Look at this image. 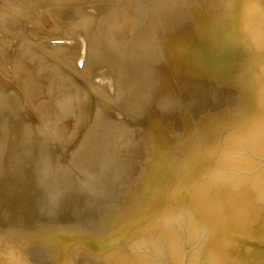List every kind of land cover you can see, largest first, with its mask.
<instances>
[{"label": "water", "instance_id": "95a60500", "mask_svg": "<svg viewBox=\"0 0 264 264\" xmlns=\"http://www.w3.org/2000/svg\"><path fill=\"white\" fill-rule=\"evenodd\" d=\"M224 106L100 214L0 84V264H264V0H217Z\"/></svg>", "mask_w": 264, "mask_h": 264}, {"label": "rangeland", "instance_id": "374dc122", "mask_svg": "<svg viewBox=\"0 0 264 264\" xmlns=\"http://www.w3.org/2000/svg\"><path fill=\"white\" fill-rule=\"evenodd\" d=\"M124 10L136 27L111 28ZM218 11L217 0H0V84L100 214L113 215L149 160L166 163L224 106L208 64Z\"/></svg>", "mask_w": 264, "mask_h": 264}, {"label": "bare ground", "instance_id": "6f19581e", "mask_svg": "<svg viewBox=\"0 0 264 264\" xmlns=\"http://www.w3.org/2000/svg\"><path fill=\"white\" fill-rule=\"evenodd\" d=\"M53 2H54V1H53ZM113 3H116V2L114 1ZM127 4H128V3H127ZM113 6H116V5H113ZM122 7H123V6H122ZM124 7H126V6H124ZM128 7L130 8V9H129V12H130L131 9H132V8H131L132 6H129V4H128L126 9H128ZM145 7H146V6H145ZM108 8H109V10H110V8H111V10H112V7H108ZM136 8H137V7H136ZM113 9H114V8H113ZM117 9H119V7H118ZM121 9H122V8H121ZM47 10H48V8L46 7V15L48 14V16H49V18H50V13H48ZM133 10H135V8H134ZM133 10H132V11H133ZM112 11H114V10H112ZM135 11H136V10H135ZM110 12H111V11H110ZM111 14H112V12H111ZM121 14L124 15V16H123L124 18H122V19L125 20L126 23H125V21H124V22L121 21V19H120V20L117 19V20L115 21V23H114L112 26L110 25L111 28L113 27L114 29H118V28H120V27H122V26L126 27L125 25H128L127 27L131 26V28H132V26H135L136 23L138 22V15H137L136 13L133 14V17H132V18H130V15H128V11H127V10H124L123 13H122V11H121ZM116 15H117V14H116ZM117 16H118V15H117ZM119 17H120V16H119ZM145 18H146V16H145ZM31 20H32V19H31ZM83 20H84V18H83ZM141 20H142V19H141ZM145 22H146V21H145ZM84 23H85V22H84ZM108 26H109V25H108ZM138 26H139V24H138ZM138 26H137V27H138ZM124 27H123V28H124ZM135 27H136V26H135ZM111 28H110V30H111ZM136 29H137V28H136ZM132 30H133V29H131V31H132ZM135 31H136V30L133 31L134 34H135ZM138 32H139V31H138ZM134 34H133V35H134ZM138 34H139V33H138ZM111 38H112V37H111ZM112 39H113V38H112ZM116 39H117V38H116ZM82 41H83V40H82ZM110 41H112V40L110 39ZM108 43H109V42H108ZM111 43L114 44L115 42H111ZM109 44H110V43H109ZM113 44H112V45H113ZM129 44H130V43L127 42V45H129ZM127 45H126V46H127ZM132 45H133V44H132ZM148 45H149V44H148ZM129 47H130V45H129ZM129 47H128V48H129ZM131 47H132V46H131ZM133 47H135V46H133ZM131 49H132V48H131ZM133 49H134V48H133ZM145 49H146V48H145ZM129 51H130V50H129ZM125 52H126V51H125ZM2 54H3V52L0 54V63L4 60V59H3L4 56H3ZM125 54H126V53H125ZM124 57H125V56H124ZM2 59H3V60H2ZM147 75H148V74H147ZM147 75H146V76H147ZM121 90H122V89H121ZM125 93H126V92H125ZM120 95H121V94H120ZM62 98H63V97H62ZM62 98H61V99H62ZM117 98H118V97H117ZM64 101H65V99H64ZM58 104H60V101H59ZM63 105H64V104H63ZM65 105H66V104H65ZM60 106H62V105H60ZM60 106H58V107H60ZM68 106H69V105L67 104V108H68ZM70 106H71V105H70ZM70 106H69V107H70ZM62 107H63V106H62ZM62 107H61V108H62ZM67 108H65V109H67ZM65 109H64V110H65ZM64 110H63V111H64ZM65 111H66V110H65ZM101 111H102V110H101ZM104 114H105V113H104ZM100 115H101V114H100ZM101 116H102V115H101ZM95 117H96V116H95ZM97 118L99 119L98 116H97ZM97 118H96V119H97ZM100 118H102V117H100ZM96 119H95V120H96ZM102 119H103V118H102ZM102 119H99V123H98L97 121L95 122V123H97L96 126H99V125H100V121H101V123H102V121H103ZM107 121H108V120H107ZM93 123H94V122H93ZM108 123H109V121H108ZM110 125H112V124L110 123ZM101 126H102V125H101ZM92 127H93V126H92ZM94 128H95V127H93V129H94ZM107 128H108V127H107ZM108 129H109V128H108ZM111 129H112V128H111ZM96 130H97V128H96ZM94 131H95V129H94ZM103 131H104V130H103ZM109 131H110V130H109ZM54 132H55V130H54ZM105 132H106V131H105ZM49 133H50V132H49ZM92 133H93V132H92ZM90 134H91V131H90ZM93 134H94V133H93ZM91 136H92V134H91ZM91 136L87 137V139L90 138ZM93 136H94V135H93ZM127 136H128V135H127ZM110 137H111V136H110ZM89 140H90V139H89ZM116 140H117V139H116ZM97 141H98V140H97ZM87 142H88V141H87ZM87 142H86V143H87ZM81 143H82V142H81ZM87 147H88V146H87ZM87 147H86V148H87ZM91 148H92V147H91ZM98 148H99V147H98ZM103 148H104V147H103ZM123 148H124V147H123ZM93 149H94V148H93ZM77 150H78V149H77ZM77 150H76V151H77ZM81 150H82V149H81ZM83 150H84V149H83ZM91 150H92V149H90V151H91ZM108 150H109V149H108ZM85 151H86V150H85ZM85 151H84V152H85ZM122 152H124V151H122ZM122 152H121V153H122ZM82 153H83V152H82ZM82 153H81V154H82ZM87 153H88V152H87ZM127 153H128V152H127ZM73 154H75V153H73ZM83 154H84V153H83ZM98 154H99V153H98ZM103 154H104V153H103ZM119 154H120V153H119ZM78 155H79V154H78ZM88 155H89V154H88ZM106 155H107V154H106ZM111 155H112V154H111ZM116 155H117V154H116ZM124 155H125V154H124ZM85 156H86V155H85ZM101 156H102V155H101ZM81 157H82V156H81ZM99 157H100V156H99ZM103 157H104V156H103ZM125 157H126V156H125ZM82 158L85 159L84 156H83ZM106 158H108V157H106ZM106 158H105V159H106ZM75 159H76V158H75ZM101 159H102V158H101ZM122 160H123V159H122ZM99 161L101 162L100 159H99ZM102 161H103V159H102ZM78 162H79V161H77V163H78ZM87 162H88V161H87ZM91 162H92V160H91ZM105 162H106V161H105ZM110 162H111V161H110ZM127 162H128V161H127ZM129 162H130V161H129ZM73 163H74V162H73ZM75 163H76V162H75ZM75 163H74V164H75ZM94 163L97 164V165L94 164L95 167L98 166V163H97L96 161H95ZM123 163H125V162H123ZM79 164H80V163H79ZM81 164H82V163H81ZM81 164H80V165H81ZM89 164H90V162H89ZM99 164H100V163H99ZM77 165H78V164H77ZM86 165H87V164H86ZM92 165H93V163H92ZM94 165H93V166H94ZM100 165H101V164H100ZM106 165H107V164H106ZM74 166H75V165H74ZM82 166H83V165H82ZM82 166H81V167H82ZM87 166H88V165H87ZM76 167H77V166H76ZM81 167H78V168H81ZM85 167H86V166H85ZM89 167H90V166H89ZM95 167H94V168H95ZM82 168H83V167H82ZM91 168H93V167L91 166ZM91 168H90V169H91ZM94 168H93V170H94ZM103 168H104V166H103ZM108 168H109V167H108ZM121 168H122V167H121ZM72 169H73V168H72ZM96 169H97V168H96ZM100 169H101V168H100ZM73 170H74V169H73ZM81 170H82V169H81ZM103 170H105V169H103ZM69 171H71V170H69ZM69 171H68V174H69ZM74 171H76V170H74ZM78 171H79V170H78ZM85 171H86V169H85ZM85 171H84V169H83V172H85ZM88 171H91V170H88ZM95 171H96V170H95ZM109 171H110V170H108V173H109ZM118 171H119V170H118ZM124 171H125V170H124ZM65 172L67 173V171H65ZM92 172H93V171H92ZM96 172H98V171H96ZM101 172H102V171H101ZM111 172H112V171H111ZM111 172H110V173H111ZM89 173H90V172H89ZM89 173H88V174H89ZM102 173L105 174L106 172H105V173L102 172ZM102 173H101L100 176L103 177L104 175H103ZM68 174H67V175H68ZM94 174L96 175V173H94ZM94 174H93V176H95ZM99 174H100V173H99ZM99 174L96 175V178L99 176ZM70 175L72 176L73 174H70ZM109 175H111V174H109ZM119 175H120V174L118 173V176H119ZM106 176H108V175L106 174ZM106 176H105V178L107 179ZM112 176H113V175H112ZM116 176H117V175H116ZM118 176H117V177H118ZM85 177H86V176H85ZM90 177H91V176H90ZM102 177H101V178H102ZM108 177H109V176H108ZM117 177H116V178H117ZM83 178H84V177H83ZM114 178H115V177H114ZM125 178H126V177H125ZM70 179H71V178H70ZM108 179H109V178H108ZM110 179H111V178H110ZM85 180H86V178H85ZM90 180H91V179H90ZM103 180H105V179H103ZM123 180H125V179H123ZM88 181H89V180H88ZM88 181H87V182H88ZM100 181H102V180H100ZM105 181H106V180H105ZM111 181H112V180H111ZM121 181H122V179H121ZM96 182H97V181H96ZM107 182H108V181H107ZM83 183H85V182L83 181ZM83 183H82V184H83ZM90 183H91V181H90ZM98 184H99V183H98ZM98 184H97V185H98ZM103 184H104V183H103ZM106 184H107V183H106ZM94 185H95V184H94ZM87 187H88V186H87ZM97 188H98V187H97ZM102 188H103V187H102ZM108 188H109V187H108ZM118 189H119V188H118ZM91 190H92V189H91ZM91 190H90V191H91ZM103 190H104V188H103ZM87 191H88V190H87ZM90 191H88V192L90 193ZM108 191H109V190H108ZM115 191H116V190H115ZM96 192H97V190H96ZM89 193H88V194H89ZM91 193H93V192H91ZM91 193H90V194H91ZM99 193H100V192H99ZM104 193H105V192H104ZM106 193H107V192H106ZM96 196H97V195H96ZM102 196H103V195H102ZM104 196H105V194H104ZM107 196H108V195H107ZM91 198H92V197H91Z\"/></svg>", "mask_w": 264, "mask_h": 264}]
</instances>
